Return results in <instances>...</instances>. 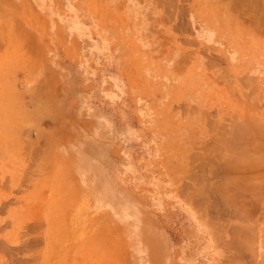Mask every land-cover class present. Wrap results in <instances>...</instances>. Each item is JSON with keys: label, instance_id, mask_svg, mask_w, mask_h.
I'll list each match as a JSON object with an SVG mask.
<instances>
[{"label": "rangeland", "instance_id": "obj_1", "mask_svg": "<svg viewBox=\"0 0 264 264\" xmlns=\"http://www.w3.org/2000/svg\"><path fill=\"white\" fill-rule=\"evenodd\" d=\"M0 264H264V0H0Z\"/></svg>", "mask_w": 264, "mask_h": 264}]
</instances>
